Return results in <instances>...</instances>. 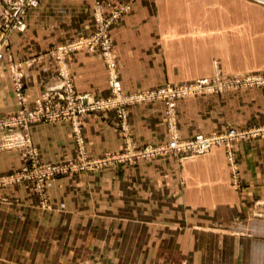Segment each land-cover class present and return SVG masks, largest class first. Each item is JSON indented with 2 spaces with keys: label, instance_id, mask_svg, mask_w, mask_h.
I'll return each instance as SVG.
<instances>
[{
  "label": "crops",
  "instance_id": "0c3cea01",
  "mask_svg": "<svg viewBox=\"0 0 264 264\" xmlns=\"http://www.w3.org/2000/svg\"><path fill=\"white\" fill-rule=\"evenodd\" d=\"M93 1L40 0L30 8L27 28L11 32L0 58V115L20 107L10 59L30 106L61 69L78 92L110 93L102 52L73 50L60 62L50 51L91 30ZM125 1L131 8L110 26L125 92L218 71H264V3ZM129 110L137 144L170 137L163 102ZM177 113L182 136L264 122V85L180 99ZM87 115L89 151L118 149L115 112ZM32 139L43 160L75 153L65 120L34 123ZM232 151L239 189L229 180L225 147L183 164L169 155L57 178L50 187L52 208L39 206L29 180L0 184V257L8 264H264V229L230 226V219L247 218L250 204L264 202V136L242 138ZM21 165L18 150L0 151V175Z\"/></svg>",
  "mask_w": 264,
  "mask_h": 264
},
{
  "label": "rangeland",
  "instance_id": "374dc122",
  "mask_svg": "<svg viewBox=\"0 0 264 264\" xmlns=\"http://www.w3.org/2000/svg\"><path fill=\"white\" fill-rule=\"evenodd\" d=\"M33 5L30 8L36 7L38 4ZM258 2L264 3V0H254ZM129 2L125 0H94L92 4V16H93V26L91 30L86 33V34H80L77 35L65 42H61L58 44H54L51 48L50 51L55 49L58 45L62 44H68L70 42H73L79 38H88L93 36L98 29H105L106 26L104 24V27H100L101 23L100 22H105V19L111 18L114 13L116 12H121L118 15V18L122 16L123 13L128 11L131 6L128 4ZM30 8L25 12L24 15V21L26 23V26L23 29H17L14 28L9 31L8 33V38H7V44L4 46L3 52H5V49L8 48L10 44V34L14 30H25L27 28V21H26V14L30 10ZM125 8V9H124ZM111 26V25H110ZM110 26L108 27V31L111 39H112V45L114 47V42L111 34V28ZM104 33V32H103ZM87 48V47H85ZM94 48V47H93ZM84 48H78L74 50H80ZM87 49L89 50H99L100 52H103L105 49L100 43V47H96L92 49V47H88ZM73 51V50H72ZM71 52V51H70ZM52 53V52H51ZM103 54V53H102ZM4 55V54H3ZM3 57V56H2ZM1 57V58H2ZM10 59V58H9ZM106 60V59H105ZM107 62V60H106ZM16 67V66H15ZM10 69H11V76H12V81H13V86L14 90L16 93V97L19 101L18 97V91H17V82H18V76L15 73L14 69V63L10 59ZM239 75V76H238ZM237 77L241 78L238 79ZM259 78V82H254L249 79L252 78ZM207 78L209 80V83L205 86H202L201 88H197L192 92H186L180 95H177L174 99V104L169 103V98L165 96L161 97H156L148 100H142V101H136L132 102L126 105L125 110L123 112L120 111L118 107H110L106 108L105 110H100L98 112H88L89 113H96V114H103L104 112H107L108 110H113L115 112V118H116V124L115 127L118 129L120 136H121V145L118 149H112V150H105L104 152L100 154H95L89 151L87 141L84 136V123L86 120V117L88 116L87 114L82 118V120H79L77 122H74L72 119L66 120L70 123L71 126V136L74 142V148H75V153L72 156H67L64 158H59V159H51V160H43L41 158V152L39 147L33 142L32 139V126L31 124L29 128V136H30V142L33 147H35L38 150V161L41 164L44 163H52L58 166V171H55L52 175L48 176L42 185H38L33 178L30 179L28 178H20L17 180H12V174H14L13 177H15L17 174H26V166H30L31 161L29 160V157L25 155V146L24 145H19L13 148L9 149H1L0 151L4 150H18L20 152L21 158H22V165L20 168L4 175H0V184H7V183H12L15 181H20V180H29L32 182V188L33 191L36 193L37 198H38V204L42 208H52L53 203L51 200V193H50V187L53 184V182L57 178L61 177H75L79 174L87 173V172H98L101 171L105 168L109 167H114L118 164H137L138 162L142 160H151L155 158H160V157H165L172 155L174 156L177 161L181 164L185 162L186 160L196 158L197 156L201 155H206L210 152H212L214 149L219 148V147H225V150L227 152L226 160L228 162V169H229V180L232 184V186L235 189L240 188V178L237 175L236 170H234L236 167V155L232 151L233 145L240 139L242 138H252L253 136H264V122H259V123H246L243 125H238V124H227L224 127L217 129V130H212L209 132H197V133H205L207 135H212V134H225L227 130L230 128H235L237 130H254V129H259L260 131H257V134L254 135V133L247 134L235 141H233L232 144L227 145L226 143L218 144L214 147H212L209 150L202 151L199 149L198 146H185V148H182L181 150H170V151H161L157 153H152L146 156H139L135 155L136 152H140L143 148L145 147H154L158 146L161 144H165L172 140L173 138H178L181 142H186L193 137L196 136L197 133L194 135H189V136H182L179 133V121H178V101L180 99H187L191 98L200 94H221L226 91H231L235 90L237 88L241 87H252V86H262L264 85V71H255V72H232V73H226L223 71H218L216 72L215 75L212 77L210 76H202V77H197L192 80L188 81H183V82H166L165 84H174L176 86H181L184 84H194L195 82H199L201 79ZM22 82V81H21ZM162 84V85H165ZM162 85L154 86V87H149V88H156V87H161ZM24 88V85H23ZM147 89V88H144ZM44 92V91H43ZM42 92V93H43ZM24 93V90H23ZM40 94V96L42 95ZM25 95V93H24ZM38 96V98L40 97ZM107 96V95H105ZM26 98V97H25ZM36 101V100H35ZM153 101H161L164 104L165 108V119L167 122L168 130L170 133V137L167 140L161 141V142H156V143H146V144H137L135 140L133 139L132 135V129L131 125L129 122V115H130V110L129 107L131 104H138V103H148V102H153ZM20 103V102H19ZM35 103V102H34ZM27 104V101H26ZM28 105V104H27ZM34 105V104H33ZM32 105V106H33ZM30 106V105H28ZM21 108V103L20 107L15 110L14 112H11L7 115H0L2 117L9 116L11 114H16L19 112ZM64 120H53V121H46V122H55V121H64ZM36 123V122H35ZM8 130V127L6 131ZM18 132L12 133L14 136H19L17 134ZM232 153V155H231ZM234 156V159L232 157ZM231 157V158H230ZM25 169V170H24ZM39 169L37 170V173H39ZM247 218H236V219H230V226L231 227H238L240 226L241 228H251L253 230L254 227H262L264 229V202H257V203H252L249 205V208H247ZM251 217V218H250ZM214 222L216 220H213ZM226 220H224L225 222ZM213 226H222L221 223H213ZM249 255H251V258H253V252H251ZM0 261H2L5 264L6 263L2 258L0 257Z\"/></svg>",
  "mask_w": 264,
  "mask_h": 264
},
{
  "label": "built area",
  "instance_id": "2783aa9c",
  "mask_svg": "<svg viewBox=\"0 0 264 264\" xmlns=\"http://www.w3.org/2000/svg\"><path fill=\"white\" fill-rule=\"evenodd\" d=\"M38 0H0V58L3 56L4 46L7 44L8 33L10 30L17 28L23 29L26 26L24 21L25 12L36 5ZM125 9V8H124ZM122 11V10H121ZM120 11V12H121ZM120 12L113 14L111 18L105 19V22H100L101 26H106L105 29H98L96 33L88 38H79L68 44L58 45L51 52L62 62L66 55L78 48L100 47V43L104 47V57L107 60L109 67V87L110 93L107 96H97L89 92H78L72 77L66 70L59 71V79L56 83L49 85V87L36 99L33 106L26 104V98L23 93V83L18 78L17 93L21 108L18 113L11 114L6 117L0 116V150L9 149L19 145H24L25 155L31 161L30 166H26V174H17L15 177L12 174V180L20 178H30L38 184L42 185L44 180L58 171V166L52 163H39L38 150L31 145L29 128L35 122H46L53 120H70L74 122L82 120L88 112H98L110 107H118L121 112L125 110L127 104L148 100L156 97L165 96L169 98V103L174 104V99L177 95L192 92L197 88H201L209 83L207 78L201 79L198 83L184 84L176 86L174 84H165L161 87L141 89L134 92H125L116 70V61L113 55L112 39L108 31V27L118 19ZM104 32V33H103ZM94 47V48H93ZM239 76V75H238ZM238 79H241L237 77ZM254 82H259V78L255 77L249 79ZM8 127V130L6 131ZM259 129L254 130H237L230 128L225 134L197 133L192 139L181 142L178 138H173L165 144L154 147H145L135 155L146 156L152 153L170 150H181L185 146H198L200 150L206 151L212 147L222 144L227 145L233 141L250 133L257 134ZM19 136H14L15 133ZM232 155V153H231ZM231 158V157H230ZM234 159V156L232 157ZM40 170L37 173V170ZM0 264H5L0 261Z\"/></svg>",
  "mask_w": 264,
  "mask_h": 264
}]
</instances>
